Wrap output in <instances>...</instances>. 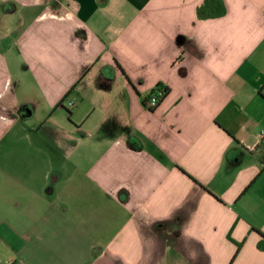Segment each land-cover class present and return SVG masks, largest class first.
<instances>
[{"label": "crops", "instance_id": "0c3cea01", "mask_svg": "<svg viewBox=\"0 0 264 264\" xmlns=\"http://www.w3.org/2000/svg\"><path fill=\"white\" fill-rule=\"evenodd\" d=\"M203 1L0 0L1 260L264 264V0Z\"/></svg>", "mask_w": 264, "mask_h": 264}, {"label": "trees", "instance_id": "16d2710c", "mask_svg": "<svg viewBox=\"0 0 264 264\" xmlns=\"http://www.w3.org/2000/svg\"><path fill=\"white\" fill-rule=\"evenodd\" d=\"M225 13H226V8L222 0H204L201 6L197 9V17L200 20L220 18L224 16ZM155 89L156 90L162 89L164 91L165 96L168 93V88L163 87L161 85L157 86ZM153 92L154 90L150 94H152ZM228 239L230 241H233L230 236L228 237ZM236 245H237V252H238L240 248L242 247V244L236 243ZM258 248L260 250H264V241L259 243ZM236 256H237V253L231 260V263L235 260Z\"/></svg>", "mask_w": 264, "mask_h": 264}, {"label": "built area", "instance_id": "2783aa9c", "mask_svg": "<svg viewBox=\"0 0 264 264\" xmlns=\"http://www.w3.org/2000/svg\"><path fill=\"white\" fill-rule=\"evenodd\" d=\"M164 97H165V94L162 89H157V90L154 89V92L150 94L148 98L147 106L150 109H155ZM261 138L264 139V133L261 135ZM0 264H8V263L0 259Z\"/></svg>", "mask_w": 264, "mask_h": 264}, {"label": "rangeland", "instance_id": "374dc122", "mask_svg": "<svg viewBox=\"0 0 264 264\" xmlns=\"http://www.w3.org/2000/svg\"><path fill=\"white\" fill-rule=\"evenodd\" d=\"M161 261V263L162 264H166L167 263V261L165 260V261H162V260H160ZM156 262L157 261H149V264H156ZM95 264H121L119 261H118V259H112L111 261H106L105 260V263H104V260H98V261H96V263Z\"/></svg>", "mask_w": 264, "mask_h": 264}]
</instances>
